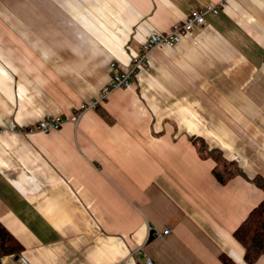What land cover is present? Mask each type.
Instances as JSON below:
<instances>
[{
  "label": "crops",
  "instance_id": "0c3cea01",
  "mask_svg": "<svg viewBox=\"0 0 264 264\" xmlns=\"http://www.w3.org/2000/svg\"><path fill=\"white\" fill-rule=\"evenodd\" d=\"M192 10L203 26L101 99ZM190 136L264 179V0H0V223L22 246L0 264H250L233 231L264 191L220 184Z\"/></svg>",
  "mask_w": 264,
  "mask_h": 264
},
{
  "label": "trees",
  "instance_id": "16d2710c",
  "mask_svg": "<svg viewBox=\"0 0 264 264\" xmlns=\"http://www.w3.org/2000/svg\"><path fill=\"white\" fill-rule=\"evenodd\" d=\"M100 114L106 117L104 112ZM190 140L196 146L201 158H211L214 161L211 172L220 184H226L236 176H242L264 191L262 177L248 178L238 164L226 158L221 150L209 147L199 137L190 136ZM233 237L242 245L243 258L247 263L251 264L260 256H264V198L251 209L246 218L233 231ZM21 249L19 241L0 223V257L19 254ZM218 257L223 264H236L224 253L219 254Z\"/></svg>",
  "mask_w": 264,
  "mask_h": 264
},
{
  "label": "built area",
  "instance_id": "2783aa9c",
  "mask_svg": "<svg viewBox=\"0 0 264 264\" xmlns=\"http://www.w3.org/2000/svg\"><path fill=\"white\" fill-rule=\"evenodd\" d=\"M206 11H210L213 14L218 12L217 7L215 6L207 7ZM204 13L205 11L192 10L182 22L173 25L168 31L151 32L142 43L141 49L136 57H134L130 69L122 73H115L112 75L110 81H108L107 85L102 90L101 99L105 98L114 89L130 88L132 86V76L139 69L146 68L147 56L150 50L157 46H174L181 39V37L186 36L193 31L195 26H203L205 24ZM114 65L115 64H113V66ZM96 103V101H92L88 104H81L77 117H79L83 110L95 107ZM63 120L64 119L61 116H47L35 123L31 129H36L42 132H50L59 129ZM9 128L10 130H14V124L12 122H10ZM168 233L169 229L162 232L163 235ZM20 259L22 262L26 263L23 257H20ZM118 264H124V262H120ZM146 264H153V262L150 259H147Z\"/></svg>",
  "mask_w": 264,
  "mask_h": 264
}]
</instances>
